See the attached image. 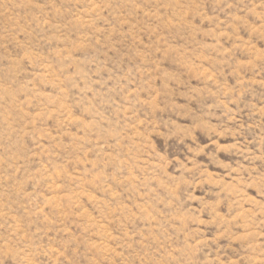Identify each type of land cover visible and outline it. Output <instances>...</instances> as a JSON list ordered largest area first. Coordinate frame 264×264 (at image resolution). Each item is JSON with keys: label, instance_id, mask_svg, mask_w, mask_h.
<instances>
[{"label": "rangeland", "instance_id": "374dc122", "mask_svg": "<svg viewBox=\"0 0 264 264\" xmlns=\"http://www.w3.org/2000/svg\"><path fill=\"white\" fill-rule=\"evenodd\" d=\"M0 264H264V0H0Z\"/></svg>", "mask_w": 264, "mask_h": 264}]
</instances>
